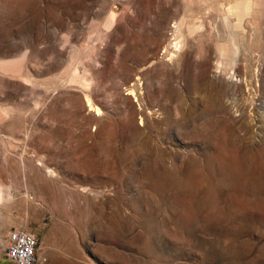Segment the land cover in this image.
<instances>
[{"label": "rangeland", "instance_id": "obj_1", "mask_svg": "<svg viewBox=\"0 0 264 264\" xmlns=\"http://www.w3.org/2000/svg\"><path fill=\"white\" fill-rule=\"evenodd\" d=\"M228 7L0 0V264L19 227L34 264H264V0Z\"/></svg>", "mask_w": 264, "mask_h": 264}, {"label": "built area", "instance_id": "obj_2", "mask_svg": "<svg viewBox=\"0 0 264 264\" xmlns=\"http://www.w3.org/2000/svg\"><path fill=\"white\" fill-rule=\"evenodd\" d=\"M38 239L24 228L10 229L6 235L4 254L12 264H34Z\"/></svg>", "mask_w": 264, "mask_h": 264}, {"label": "bare ground", "instance_id": "obj_3", "mask_svg": "<svg viewBox=\"0 0 264 264\" xmlns=\"http://www.w3.org/2000/svg\"><path fill=\"white\" fill-rule=\"evenodd\" d=\"M229 7L225 10L226 15L229 16H236V20L238 21V24L236 22L235 26H240L239 23L242 20V17L244 15L249 14H256L258 11L259 6V0H228ZM255 5V6H254ZM221 8V7H220ZM224 14V12H223ZM226 23L228 24L229 21L226 20ZM175 27V26H174ZM229 31V30H228ZM219 35V34H218ZM229 45V44H228ZM235 45V44H234ZM236 46V45H235ZM174 47V46H173ZM180 47V46H179ZM233 48V47H231ZM230 48V49H231ZM236 48V47H235ZM177 49V48H176ZM235 50V49H234ZM231 49L230 51H234ZM237 51V48L236 50ZM172 54V53H171Z\"/></svg>", "mask_w": 264, "mask_h": 264}]
</instances>
